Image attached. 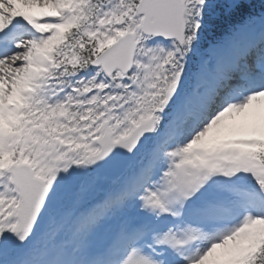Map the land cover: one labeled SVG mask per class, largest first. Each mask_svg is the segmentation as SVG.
<instances>
[{
  "label": "snow or ice",
  "instance_id": "1",
  "mask_svg": "<svg viewBox=\"0 0 264 264\" xmlns=\"http://www.w3.org/2000/svg\"><path fill=\"white\" fill-rule=\"evenodd\" d=\"M0 264H264V0H0Z\"/></svg>",
  "mask_w": 264,
  "mask_h": 264
}]
</instances>
